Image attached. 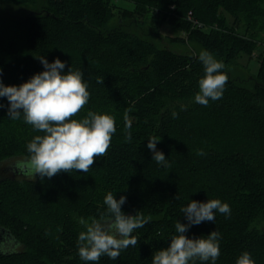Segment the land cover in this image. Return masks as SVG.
Returning a JSON list of instances; mask_svg holds the SVG:
<instances>
[{
    "label": "trees",
    "instance_id": "obj_1",
    "mask_svg": "<svg viewBox=\"0 0 264 264\" xmlns=\"http://www.w3.org/2000/svg\"><path fill=\"white\" fill-rule=\"evenodd\" d=\"M119 1L131 6L115 0H0L27 8L19 17L0 12L3 84L19 86L44 71L37 57L49 63L59 58L64 73L69 67L82 71L90 93L74 118L92 111L116 122L107 154L88 173L0 177V228L8 233L0 242V264H151L155 251L170 246L177 221L188 223L181 208L211 199L227 203L230 215L217 210L215 222L192 225L184 235L206 238L218 231L215 264H236L245 251L264 264V49L255 76L231 77L226 70L264 45V0ZM147 17L151 37L139 34ZM163 23L184 34L171 43H195L223 62L228 82L222 99L207 107L193 102L204 66L199 54L157 47L152 36L158 37ZM246 82L253 90L242 86ZM0 104V163L28 158L27 144L44 133L23 115L11 120L6 97ZM126 114L131 142L125 139ZM152 136L160 137L156 147L170 168L152 160ZM110 191L117 200L127 198L126 215L139 213L148 222L133 232L137 246L117 259L84 261L77 247L85 230L79 220L99 219Z\"/></svg>",
    "mask_w": 264,
    "mask_h": 264
},
{
    "label": "clouds",
    "instance_id": "obj_2",
    "mask_svg": "<svg viewBox=\"0 0 264 264\" xmlns=\"http://www.w3.org/2000/svg\"><path fill=\"white\" fill-rule=\"evenodd\" d=\"M40 59L44 71L34 74L27 82L19 86H5L0 80V97H6L9 103L8 116L18 120L23 115L25 123L37 132L27 144L29 157L18 162L16 167L27 176H39L41 179L66 172L80 171L88 173L97 157L107 154L111 146L113 134L116 132L115 118L109 114H97L88 111L81 119H75L87 105L90 93L79 69L68 68L63 72L65 63L59 58L49 63L44 57ZM199 60L204 66V76L199 80V91L194 100L197 104L208 106L209 101L222 99L228 76L222 72L225 65L208 51H201ZM2 72V69H0ZM103 83V81H98ZM0 107H3L0 104ZM173 113V117H176ZM125 119V139L131 142V122L127 114ZM160 137L148 138L147 147L153 152L152 160L158 165L170 168L171 164L162 151L157 150ZM203 154L202 151L197 153ZM127 198L119 200L110 191L104 197L107 206L99 219L80 218L79 223L84 231L78 235L77 247L79 256L84 261L97 262L104 255L117 259L121 251L129 246L136 247L139 240L133 232L143 227L148 221L139 213L126 215L122 205ZM230 215L227 203L219 199H211L205 203L191 200L181 208L188 223L177 221L176 235L171 237L170 246L155 251L151 264H189L190 261H215L220 256L219 240L221 234L212 231L206 236L190 239L185 232L192 225L202 222H215V212ZM236 264H255L251 254L243 252Z\"/></svg>",
    "mask_w": 264,
    "mask_h": 264
},
{
    "label": "rangeland",
    "instance_id": "obj_3",
    "mask_svg": "<svg viewBox=\"0 0 264 264\" xmlns=\"http://www.w3.org/2000/svg\"><path fill=\"white\" fill-rule=\"evenodd\" d=\"M115 2L117 4H124L127 3L129 7L131 6L130 4H128V2H121V1H117L115 0ZM27 11V8L22 7V6H15V5H11L8 3H2L0 2V12L6 15H11V16H15V17H19L25 14V12ZM146 19V20H145ZM144 23H142L144 25V29H143V33L141 31V33L139 32V34L145 36V37H151V35H149V29H150V20L151 18L147 17L145 18ZM226 19L227 21H231V19L226 15ZM142 21V20H141ZM117 22L116 19L112 20V22L110 23V25H115ZM158 37L152 36L153 38V42H155V44L157 45V47L159 48H168L176 53H181V54H200L201 51H203L200 46H198L195 43H185V44H175V43H171V39L174 37H184V34L181 32H177L175 30H173L171 27H169L166 23H163L162 25H160L159 29H158ZM264 49V45H259L255 51L253 52V54L251 56H242L237 64H232L226 67L227 73L231 76V77H246L248 75L250 76H255L258 73L259 70V63L257 60V55ZM242 86H244L245 88L249 89V90H253L254 88V84L252 82H246L243 83ZM195 102V101H193ZM191 102H188L187 105H190ZM27 158L25 157H14L11 158L9 160H5L2 161L0 163V177L3 176H9V177H25V175L20 172L18 169H16V165L18 162L24 161ZM264 226V222L259 224V227Z\"/></svg>",
    "mask_w": 264,
    "mask_h": 264
},
{
    "label": "water",
    "instance_id": "obj_4",
    "mask_svg": "<svg viewBox=\"0 0 264 264\" xmlns=\"http://www.w3.org/2000/svg\"><path fill=\"white\" fill-rule=\"evenodd\" d=\"M6 235H8V233L4 229L0 228V242L4 240Z\"/></svg>",
    "mask_w": 264,
    "mask_h": 264
}]
</instances>
